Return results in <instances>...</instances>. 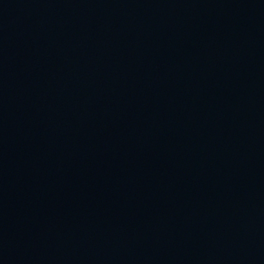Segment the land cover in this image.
Instances as JSON below:
<instances>
[{
	"label": "water",
	"instance_id": "obj_1",
	"mask_svg": "<svg viewBox=\"0 0 264 264\" xmlns=\"http://www.w3.org/2000/svg\"><path fill=\"white\" fill-rule=\"evenodd\" d=\"M0 264H264V0H0Z\"/></svg>",
	"mask_w": 264,
	"mask_h": 264
}]
</instances>
